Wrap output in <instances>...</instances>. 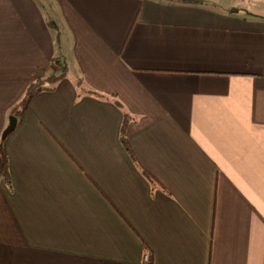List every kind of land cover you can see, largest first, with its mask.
<instances>
[{"label":"crops","instance_id":"1","mask_svg":"<svg viewBox=\"0 0 264 264\" xmlns=\"http://www.w3.org/2000/svg\"><path fill=\"white\" fill-rule=\"evenodd\" d=\"M255 2L0 0V264H264Z\"/></svg>","mask_w":264,"mask_h":264},{"label":"trees","instance_id":"2","mask_svg":"<svg viewBox=\"0 0 264 264\" xmlns=\"http://www.w3.org/2000/svg\"><path fill=\"white\" fill-rule=\"evenodd\" d=\"M185 1L192 2V0H185ZM56 33H57V43L59 45L60 44V32L57 30ZM57 62H59V61H57ZM61 65H62V63H61ZM68 75H69L68 67L66 64H64L62 66V71L59 74H54L51 76L38 78L35 81L31 82L29 84V86L27 87L23 97L14 106L13 114L18 117V121L22 119L23 113L25 112V110L28 106V102L34 94L42 92V91H54L56 89L58 82L61 79L68 77ZM75 83H76L78 89L80 88L84 92L94 94V95L101 97V98L102 97L106 98L105 94L98 93V92H95L91 89L86 88L84 86L82 79L75 80ZM114 101L119 106H122V104H121V102H119V100L114 99ZM129 119H130V115H129V113H126L125 117H124V122H123V125L121 128V141H122L124 147L126 148L127 152L129 153V155L131 156V158L138 165V167L146 174L147 177L151 178L152 177L151 174L148 171H146V169L141 164V162H140V160H139V158H138V156H137V154H136V152H135V150L131 144V141L127 135L126 129H127ZM5 140H6V138L5 139L2 138L0 141V154L2 157V167L0 169V179L5 180L6 183L12 188V179H11V174H10V161H9V156L5 150Z\"/></svg>","mask_w":264,"mask_h":264},{"label":"water","instance_id":"3","mask_svg":"<svg viewBox=\"0 0 264 264\" xmlns=\"http://www.w3.org/2000/svg\"><path fill=\"white\" fill-rule=\"evenodd\" d=\"M17 123H18V117L16 115L12 114L10 116L8 126L4 129V131L2 133L3 139L7 138L15 130Z\"/></svg>","mask_w":264,"mask_h":264},{"label":"rangeland","instance_id":"4","mask_svg":"<svg viewBox=\"0 0 264 264\" xmlns=\"http://www.w3.org/2000/svg\"><path fill=\"white\" fill-rule=\"evenodd\" d=\"M256 0H230V4L232 6H234L235 4H237L238 6H243L245 3H253L254 5L252 7H257L258 6V3L255 2ZM261 8H264V5L261 7ZM257 10L259 8H256ZM66 64V62H65ZM67 65V64H66ZM68 67V66H67Z\"/></svg>","mask_w":264,"mask_h":264},{"label":"built area","instance_id":"5","mask_svg":"<svg viewBox=\"0 0 264 264\" xmlns=\"http://www.w3.org/2000/svg\"><path fill=\"white\" fill-rule=\"evenodd\" d=\"M146 259H148V257L146 256Z\"/></svg>","mask_w":264,"mask_h":264}]
</instances>
